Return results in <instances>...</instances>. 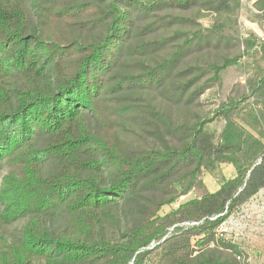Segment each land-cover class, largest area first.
<instances>
[{
	"label": "trees",
	"instance_id": "1",
	"mask_svg": "<svg viewBox=\"0 0 264 264\" xmlns=\"http://www.w3.org/2000/svg\"><path fill=\"white\" fill-rule=\"evenodd\" d=\"M239 8L0 0V264H246L215 240L264 189V39L239 37ZM251 53L209 116L202 96ZM218 164L235 176L159 215Z\"/></svg>",
	"mask_w": 264,
	"mask_h": 264
},
{
	"label": "rangeland",
	"instance_id": "2",
	"mask_svg": "<svg viewBox=\"0 0 264 264\" xmlns=\"http://www.w3.org/2000/svg\"><path fill=\"white\" fill-rule=\"evenodd\" d=\"M239 1L240 8L237 16L239 37L247 38L249 32H251L256 37L264 39V20L260 18V13L253 7V3L257 0ZM200 23L205 27L209 25L207 19L200 20ZM257 64L262 66V61L251 53L242 57L236 66L230 67L222 73V86L219 89L206 92L202 96V103L209 116L214 114L220 102L224 100V97L234 85L243 86L245 84L247 77L252 75ZM223 126L224 122H214L209 125V129L219 133ZM234 176L233 167L227 164H218L206 168L202 178L204 186L193 190L189 195L178 199L174 204L163 207L159 215H165L172 209H176L180 204L199 198L205 193H213L225 181ZM231 228L232 232L228 239L238 246L244 255L239 262L244 259L246 264H264V197L250 200L237 209L233 214ZM215 240L220 242L216 235ZM210 247H213V244Z\"/></svg>",
	"mask_w": 264,
	"mask_h": 264
},
{
	"label": "built area",
	"instance_id": "3",
	"mask_svg": "<svg viewBox=\"0 0 264 264\" xmlns=\"http://www.w3.org/2000/svg\"><path fill=\"white\" fill-rule=\"evenodd\" d=\"M257 197L258 198L264 197V189L259 191V193H257V195H255L251 200L256 199ZM233 214H231L216 230V237H218L220 241L227 242L230 244H233V242H230L228 239L232 232L231 226L233 225ZM194 225L196 224H185V226H194ZM236 259L240 261L241 257L237 256Z\"/></svg>",
	"mask_w": 264,
	"mask_h": 264
},
{
	"label": "crops",
	"instance_id": "4",
	"mask_svg": "<svg viewBox=\"0 0 264 264\" xmlns=\"http://www.w3.org/2000/svg\"><path fill=\"white\" fill-rule=\"evenodd\" d=\"M215 192V191H214Z\"/></svg>",
	"mask_w": 264,
	"mask_h": 264
}]
</instances>
